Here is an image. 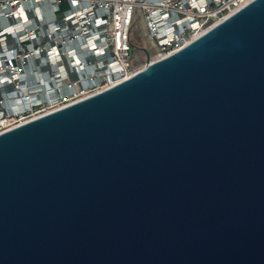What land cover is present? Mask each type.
I'll list each match as a JSON object with an SVG mask.
<instances>
[{"label":"water","instance_id":"water-1","mask_svg":"<svg viewBox=\"0 0 264 264\" xmlns=\"http://www.w3.org/2000/svg\"><path fill=\"white\" fill-rule=\"evenodd\" d=\"M0 134V264H264V0Z\"/></svg>","mask_w":264,"mask_h":264},{"label":"built area","instance_id":"built-area-1","mask_svg":"<svg viewBox=\"0 0 264 264\" xmlns=\"http://www.w3.org/2000/svg\"><path fill=\"white\" fill-rule=\"evenodd\" d=\"M251 1L0 0V134L148 66L133 54L137 31L154 62Z\"/></svg>","mask_w":264,"mask_h":264},{"label":"rangeland","instance_id":"rangeland-1","mask_svg":"<svg viewBox=\"0 0 264 264\" xmlns=\"http://www.w3.org/2000/svg\"><path fill=\"white\" fill-rule=\"evenodd\" d=\"M133 54H135V56L141 57L142 61H146L147 60V55H146V43L145 40L142 36V32L141 31H137L136 35H135V40L133 43ZM144 66H141V68Z\"/></svg>","mask_w":264,"mask_h":264},{"label":"bare ground","instance_id":"bare-ground-1","mask_svg":"<svg viewBox=\"0 0 264 264\" xmlns=\"http://www.w3.org/2000/svg\"><path fill=\"white\" fill-rule=\"evenodd\" d=\"M160 59H162V56H157V57H155L154 58V62L155 61H158V60H160ZM145 67H147V65L146 66H144V67H140V68H138L135 72H133L132 74H130L129 76H128V78H131L132 76H134V75H136L137 73H139L140 71H142ZM127 78V79H128ZM119 83V82H118Z\"/></svg>","mask_w":264,"mask_h":264},{"label":"trees","instance_id":"trees-1","mask_svg":"<svg viewBox=\"0 0 264 264\" xmlns=\"http://www.w3.org/2000/svg\"><path fill=\"white\" fill-rule=\"evenodd\" d=\"M66 8H67V4H63L62 11L65 10Z\"/></svg>","mask_w":264,"mask_h":264}]
</instances>
